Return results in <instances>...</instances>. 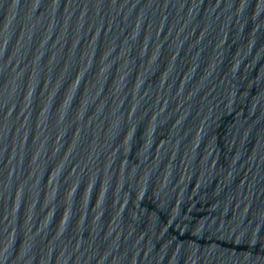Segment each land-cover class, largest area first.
<instances>
[{"label":"water","instance_id":"95a60500","mask_svg":"<svg viewBox=\"0 0 264 264\" xmlns=\"http://www.w3.org/2000/svg\"><path fill=\"white\" fill-rule=\"evenodd\" d=\"M0 264H264V0H0Z\"/></svg>","mask_w":264,"mask_h":264}]
</instances>
